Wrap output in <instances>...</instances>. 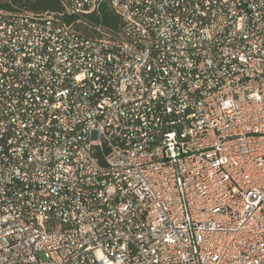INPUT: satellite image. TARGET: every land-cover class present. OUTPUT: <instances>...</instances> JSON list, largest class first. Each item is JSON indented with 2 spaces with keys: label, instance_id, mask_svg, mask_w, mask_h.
I'll return each instance as SVG.
<instances>
[{
  "label": "built area",
  "instance_id": "obj_1",
  "mask_svg": "<svg viewBox=\"0 0 264 264\" xmlns=\"http://www.w3.org/2000/svg\"><path fill=\"white\" fill-rule=\"evenodd\" d=\"M59 1L0 8V264H264V0Z\"/></svg>",
  "mask_w": 264,
  "mask_h": 264
},
{
  "label": "trees",
  "instance_id": "obj_2",
  "mask_svg": "<svg viewBox=\"0 0 264 264\" xmlns=\"http://www.w3.org/2000/svg\"><path fill=\"white\" fill-rule=\"evenodd\" d=\"M13 6L21 10L40 13V12H63V7L59 0H12V3L0 5V8L14 10ZM93 22L107 29L117 30L120 27L119 17L111 11L107 4L103 5L97 16H94ZM69 21H72L69 19Z\"/></svg>",
  "mask_w": 264,
  "mask_h": 264
}]
</instances>
